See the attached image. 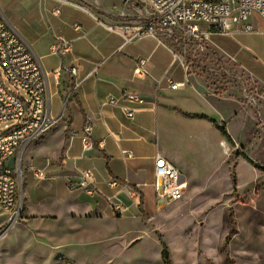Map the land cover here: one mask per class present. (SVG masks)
<instances>
[{
  "label": "crops",
  "instance_id": "1",
  "mask_svg": "<svg viewBox=\"0 0 264 264\" xmlns=\"http://www.w3.org/2000/svg\"><path fill=\"white\" fill-rule=\"evenodd\" d=\"M57 9L61 10L58 16L54 15ZM0 17L19 32L46 73L47 101L51 118L55 120L48 132L49 136L60 133L52 155L40 156L36 152L45 146L50 150L47 146L50 137L46 138V133L32 146L28 145L33 148L24 159L25 166L32 172L28 178H35L33 169L43 168L51 173L52 180L58 181L54 187L49 180H41L45 182L36 188L61 196L59 200L73 204L84 214L105 215L108 211L111 215L104 198L70 190L67 179L77 178L82 170L90 169L99 189L106 195L118 192L129 203L123 191L110 188L109 183L116 180L121 185L137 188L146 200L156 197L157 155L168 159L186 181L182 156L166 148L162 137L191 135L198 125L218 136L216 143L205 144L206 161L215 163L216 167L211 175L222 164L230 165L236 151L233 168L243 162L250 170L249 177L241 182V176L229 169L231 188L222 205L221 243L210 259L224 261L227 249H232L242 260L264 264V128H258L263 120V107L258 100L250 101L256 109L253 112L236 99L216 95L203 84L206 82L188 74L180 63L181 58H175L160 34L137 37L135 30L144 29L146 22L124 21L119 22L124 24L119 26L114 21L98 18L72 0H0ZM249 22L256 32L228 35L233 47L221 52L254 80L264 103V19L254 14ZM75 26H80L81 30H75ZM125 27L134 30H125ZM60 39L72 43V52L63 58L51 54V45ZM139 59L147 61L149 75L144 79L135 76ZM60 67L76 68L77 76L63 75L58 82L52 73ZM165 75L184 86L173 90L166 82L159 83ZM75 81L80 82L77 90L73 86ZM125 90L138 93L144 104L137 106L123 101L121 96ZM111 97L117 98L120 105L134 106L140 111L133 119H128L122 108L105 105ZM196 99L210 110L193 111L197 109ZM88 117L94 123L96 149L83 157L81 136ZM219 127L226 129L233 143L221 134ZM123 151H130L133 157L124 159ZM28 199L39 204L45 197L38 195L30 184ZM133 207L136 212L139 210ZM231 229L235 231L236 240L227 244Z\"/></svg>",
  "mask_w": 264,
  "mask_h": 264
},
{
  "label": "rangeland",
  "instance_id": "2",
  "mask_svg": "<svg viewBox=\"0 0 264 264\" xmlns=\"http://www.w3.org/2000/svg\"><path fill=\"white\" fill-rule=\"evenodd\" d=\"M72 1L98 18L114 21L119 26L124 25L119 23L124 21L146 22L136 13L137 8L144 9L137 0ZM160 37L175 56L181 58L188 74L206 82L203 84L216 95L236 99L251 107L253 112L256 109L250 101L258 100L263 107V120L258 128H264V103L259 97V87L223 54L233 47L228 35L213 33L203 49L195 41ZM6 85L10 91L27 98L24 91L18 92L8 83ZM196 106L197 109H193L196 113L210 110L200 99H196ZM13 124V121L1 123L0 133ZM194 129L195 133L191 135L162 137L165 147L182 156L186 165L183 173L189 185L183 200L160 203L154 196L147 200L143 196L138 213L133 207L124 217L110 215L108 211L105 215L84 214L73 204L59 200L61 196L36 188L45 181L28 178L32 172L25 166L24 159L33 149L32 144L28 146L17 166L20 176L18 203L12 211L0 209V264H164L160 240L167 245L172 264H255L242 260L232 249H227L224 261L210 259L221 243L222 205L231 188L229 169L241 176V182L249 177L250 170L243 162L233 168L236 151L230 165L222 164L211 175L216 167L215 163L206 161L205 144L216 143L218 136L198 125ZM233 129L237 132L235 125ZM45 135L50 137L47 145L50 150L46 146L36 150L40 156L52 155L60 140L58 132L54 136H49V132ZM46 174L51 175L50 172ZM47 180L54 187L58 185V181ZM30 184L38 195L45 197L39 204L28 199ZM59 186L63 184L59 183ZM234 230L228 233L227 244L236 240Z\"/></svg>",
  "mask_w": 264,
  "mask_h": 264
},
{
  "label": "built area",
  "instance_id": "3",
  "mask_svg": "<svg viewBox=\"0 0 264 264\" xmlns=\"http://www.w3.org/2000/svg\"><path fill=\"white\" fill-rule=\"evenodd\" d=\"M138 5L147 10L137 8V15L146 20L144 29L135 30L137 37L157 36V34L179 40L198 42V47L204 48L208 36L213 33L235 35L239 33L256 32L249 22L251 15L264 19V0H137ZM61 10L54 11L60 15ZM202 25L207 28L204 29ZM125 30H134L125 27ZM80 31V26H75ZM111 30H114L111 28ZM130 40V38H126ZM72 52L71 41L56 40L51 45V54L65 57ZM179 60V57L175 56ZM182 67L187 66L181 61ZM146 59H139L135 69L137 79L149 75L146 69ZM74 67H60L52 75L59 82L63 75L77 76ZM46 73L36 58L30 46L19 32L4 18L0 17V124L13 121L14 124L0 133V209L12 211L20 197V176L17 166L26 147L40 140L52 129L55 120L51 118L47 101ZM166 82L171 89L177 90L184 86L165 75L159 83ZM15 90L24 91L27 98L10 91L6 84ZM80 82L75 81L77 90ZM71 96V95H70ZM122 100L132 105H143L144 99L136 92L125 90ZM70 97H68L69 99ZM107 106L120 107L128 119H133L140 111L134 106L120 105L119 100L111 97L105 103ZM83 157L96 149L94 140V123L87 118L82 131ZM124 159L132 158L133 153L123 151ZM15 159V167H9V162ZM37 180L53 179L47 176L43 168L33 169ZM154 188L156 198L160 203H174L183 200L187 192V182L180 171L165 157H155ZM70 190H81L89 196L104 198L111 212L116 217H124L133 206L140 205L141 195L128 186L121 185L116 180L109 183L111 189L123 191L129 203L120 195L104 194L98 187L92 170H82L77 178L69 177Z\"/></svg>",
  "mask_w": 264,
  "mask_h": 264
},
{
  "label": "trees",
  "instance_id": "4",
  "mask_svg": "<svg viewBox=\"0 0 264 264\" xmlns=\"http://www.w3.org/2000/svg\"><path fill=\"white\" fill-rule=\"evenodd\" d=\"M219 130H220V132H221V134H222L223 136L227 137V139H228L231 143H233L231 137L228 135V133H227V131H226L225 128H223V127H219ZM134 189L137 191V188H134ZM141 198L143 199V195H142V194H141ZM160 242H161V244H162L161 258H162L163 263H164V264H172V261H171V259H170V255H169V251H168V247H167V245H166L163 241H161V240H160Z\"/></svg>",
  "mask_w": 264,
  "mask_h": 264
},
{
  "label": "water",
  "instance_id": "5",
  "mask_svg": "<svg viewBox=\"0 0 264 264\" xmlns=\"http://www.w3.org/2000/svg\"><path fill=\"white\" fill-rule=\"evenodd\" d=\"M122 1H127V0H122ZM15 162H16V160H15V159H12V160L9 162V167L14 168V167H15Z\"/></svg>",
  "mask_w": 264,
  "mask_h": 264
}]
</instances>
